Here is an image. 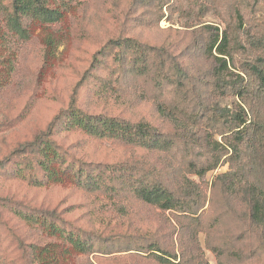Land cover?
<instances>
[{
  "label": "rangeland",
  "instance_id": "rangeland-1",
  "mask_svg": "<svg viewBox=\"0 0 264 264\" xmlns=\"http://www.w3.org/2000/svg\"><path fill=\"white\" fill-rule=\"evenodd\" d=\"M11 3L0 0V36L6 37L0 41V264H160L153 251L128 250L133 239L158 243L177 262L195 264L197 254V264H264V230L251 224L249 208V195L264 204V161L254 150L264 132V91L251 70L264 61V0H83L62 22H28V40L7 28ZM206 27L219 29L221 39L227 31L234 41L226 66L206 54ZM127 39L160 50L186 72L195 100L189 118L170 114V87L158 89L151 74L133 77L117 67L123 54L132 61L118 46ZM73 96L85 112L148 123L183 145L151 152L67 130L60 120L51 125ZM43 136L67 151L73 168L111 165L154 174L190 194L198 202L195 214L160 210L128 190L87 191L74 172L49 182L38 165L36 141ZM47 216L63 218L75 233L94 231L102 237L97 245L107 240L109 246L76 252L48 234Z\"/></svg>",
  "mask_w": 264,
  "mask_h": 264
},
{
  "label": "trees",
  "instance_id": "trees-1",
  "mask_svg": "<svg viewBox=\"0 0 264 264\" xmlns=\"http://www.w3.org/2000/svg\"><path fill=\"white\" fill-rule=\"evenodd\" d=\"M83 0H12V11L6 15V25L9 31L22 40L30 38V29L28 22H39L42 24H56L62 22L65 13L71 10L73 5L80 3ZM238 20L240 27L242 26V15L238 11ZM206 33L210 35L207 45L206 54L209 55L215 63H221L226 66V59L224 57L232 58L230 52L233 45L232 38L224 31L222 39L219 35V29H215L212 33L211 27L205 28ZM2 44L6 41V37L0 36ZM52 41L49 42V47L52 46ZM254 44V43H253ZM118 45V44H117ZM110 44L98 52L95 60L98 61L99 56H104L110 48ZM121 48L131 52L130 57L132 61L127 62L123 54L119 57L118 68H123V72L130 73L133 77L152 75V81L158 89L170 87L175 94V101L172 106L171 115H179L184 119L189 118L188 108L195 106V100L189 98L186 89V72L182 67L175 64L173 61L166 59L165 53L153 47L144 48L143 45L127 39L124 43L118 45ZM216 49L215 56L213 50ZM6 62V61H5ZM258 65H251V70L255 72L256 78L259 82V88L264 91V61H260ZM102 64V61H99ZM172 67L173 73L166 69ZM242 93V92H241ZM161 112L164 108L160 107ZM60 118L58 119V117ZM57 120L62 121L60 126H64L67 130L76 129L83 134L101 140L122 141L128 146L144 149L151 152L169 153L182 144V139L168 137L163 133H159L157 129L145 122H129L118 117H111L109 115L99 113L91 114L85 112L77 104V100L73 96L68 104L67 109L61 110L60 113L53 119L51 125L54 126ZM51 134H48L50 136ZM241 137H237V140ZM243 140V139H240ZM190 146V143H186ZM254 150L259 159L264 161V132L256 135L254 140ZM37 154L40 159L38 165L41 171L45 174L49 182L57 183L63 182L65 177L70 176V172H74L76 181L85 190L90 192L110 191L120 192L130 191L143 203L157 207L163 211H178L195 214L198 202H192L190 194H179L177 189L168 188L162 180L157 179L154 174L148 172L139 173L133 172L124 166L111 167V165L92 166L89 169L79 165L74 168L67 161L69 155L67 151L55 141L47 136H43L36 141ZM216 166L214 163L212 169ZM111 167V168H110ZM211 169V168H210ZM111 173H116L114 178H111ZM107 179H110L109 182ZM249 208L251 224L258 229L264 230V204L262 199L257 195H249ZM262 202V203H261ZM25 221L33 223L38 221L33 215H25L22 217ZM48 234L64 239L71 249L81 254L88 253L93 248H100L106 245L107 240L97 245L101 241V235L91 231L90 234L84 231L75 233L69 230L63 218L55 219L52 216H47L42 221ZM196 223L194 226H197ZM94 240H96L94 242ZM115 238H112V242ZM109 243L107 242V247ZM128 250H138L141 252H151L152 255L160 264H190L188 262H177L174 256H171L168 251H165L161 245L156 242H149L146 245H139L133 239L126 243ZM108 251V250H106ZM157 253H161L158 255ZM33 256V253H32ZM197 263L201 262V258L195 254ZM195 263V264H197Z\"/></svg>",
  "mask_w": 264,
  "mask_h": 264
}]
</instances>
